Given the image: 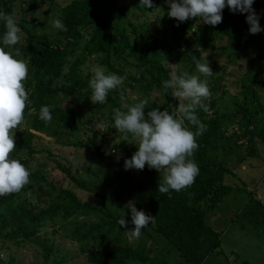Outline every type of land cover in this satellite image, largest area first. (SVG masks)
Wrapping results in <instances>:
<instances>
[{
	"label": "rangeland",
	"instance_id": "374dc122",
	"mask_svg": "<svg viewBox=\"0 0 264 264\" xmlns=\"http://www.w3.org/2000/svg\"><path fill=\"white\" fill-rule=\"evenodd\" d=\"M68 1L15 2L14 18L24 27L18 25L20 41L7 51L19 49L17 58L23 59L28 66L27 79L31 75V66L22 49L28 37L25 28L47 37L56 45L64 44V34L53 29L51 22L59 19L63 24L61 10ZM93 7L97 15L109 20L124 34L122 51L112 55L106 63L102 55L90 50V29L79 26L82 43L71 48L63 68L65 75L58 84L67 82L68 72L73 71L81 72L88 80L87 69L92 65H102L115 74L113 68H122L126 74L117 75L124 78L123 83L109 93L108 97L112 99L102 105L91 103L89 88L66 97L58 95L56 102L60 107H70L78 113L71 127L51 120L44 132L35 131L29 128L33 115L25 113L20 128L15 130L16 149L10 159L22 160L30 177L29 183L16 193V201H26L39 210L51 202L65 201L62 193L65 188L74 191L82 201L97 205L105 203L115 213L125 214L130 225L128 229L133 227L130 210L125 212L129 202L137 210L152 216L148 184L142 170L124 169L125 158H131L137 148L135 143L122 140L123 134L113 127V110H126L122 105H133L140 99H148L145 114L156 107L172 112L178 105V99V103L172 101L158 85L149 86L148 78L135 82L129 77L140 76L136 67L141 61L140 56L155 59L168 68L169 73L187 72L206 80L211 93L202 101L207 107L204 119L210 122L206 125L207 160L213 167L231 170L222 181L231 187L227 195L216 204L211 199L196 204L204 212L206 223L217 234V239L211 234L202 236L197 264H264V144L250 135L256 127L264 125V31L250 34L242 27L247 24V13L230 12L227 6L222 10V22L215 27L199 18L184 22L169 18L166 0H153L152 8H142L139 0H100ZM253 9L260 15L259 23L264 24V0H254ZM201 51L208 53L206 59L214 73L211 77H203L195 69L192 56L199 58ZM27 129L35 134L32 140L34 153L19 148L18 138ZM98 148L104 150L113 165L108 166L101 160ZM198 148L199 145L191 159L194 160ZM72 176L85 187H80ZM99 220V213L79 210L70 217L59 212L53 221L43 225L40 234L51 246L49 261L96 264L89 258L96 251L131 246L146 258L131 260L129 264H190L154 230V218L139 238L122 233V239L117 241L116 230L101 244L96 238L79 237L77 227ZM44 262L43 249L30 239H0V264Z\"/></svg>",
	"mask_w": 264,
	"mask_h": 264
},
{
	"label": "trees",
	"instance_id": "16d2710c",
	"mask_svg": "<svg viewBox=\"0 0 264 264\" xmlns=\"http://www.w3.org/2000/svg\"><path fill=\"white\" fill-rule=\"evenodd\" d=\"M16 1L0 0V10L13 14ZM96 2H100V0H69L68 4L62 7L61 19L66 30L60 32L66 38L64 44L56 45L47 37L36 35L25 28L28 37L22 49L31 66V75L24 83L28 92V101H30L25 108V113L28 112L29 108L36 109V113L32 114L33 119L29 128L44 132L46 124L38 119L39 109L43 105L49 107L52 120L61 121L65 127H71V122L78 116L76 110L70 107H60L56 99L60 94L66 97L72 95L75 91L88 89V80L82 77L81 72L77 71H73L71 74L68 72L67 82L64 81L58 84L61 77L65 75L63 68L71 48L82 43L79 26L90 29L88 34L90 50L92 53L102 55L106 63H109L112 55L119 54V51H122L121 39L124 34L119 31V28H114L109 20L97 15L93 7ZM19 24L24 27L21 23L17 25ZM260 25L264 28V24L260 23ZM242 27L248 30L249 25L245 24ZM4 31V25L0 23V35ZM88 41H86L87 44ZM0 47H3V45H0ZM140 57L141 61L136 64L140 76L129 75V77L135 82L148 78L146 82L149 86L156 84L164 90L161 81L169 78L170 70L155 59ZM112 68L113 66H111ZM113 69L118 75L126 74L122 68ZM166 93L172 101L178 103L177 99L173 98L170 93ZM107 99L112 98L108 97ZM196 115L205 126L210 124L204 119L205 111L202 109L197 108ZM185 123L187 124V122ZM259 127L251 131L250 135L264 144V125ZM189 128L195 131L193 126L189 125ZM206 128L202 135L196 137L199 148L196 150L194 161L199 167V174L191 187L179 192L172 191L170 194H161L157 191V187L163 175L155 169H149L147 165L142 170L148 184V198L154 218V230L165 237L171 246L177 249L180 255L190 264L200 262L202 236L211 234L217 239L216 232L206 223L204 212L196 204L206 199H211L213 200L212 203L216 204L221 197L231 191L230 186L222 183L224 175L231 170L225 167H213L207 160ZM34 137L33 132L28 129L24 131L18 138L19 148L27 150L29 153L36 152L32 145ZM97 150L98 155L106 165H113L106 158L102 148ZM20 161L24 164L22 160ZM63 171L67 172L65 169ZM72 179L80 187H85L75 177L72 176ZM62 193L65 201L51 202L47 207L39 210L33 208L26 201L17 202L16 193L0 197V239H30L43 249L44 264H62V260L59 259L49 261L51 246L48 240L41 236L40 229L47 222L53 221L59 212H62L65 217H70L74 211L79 210L100 214L98 222L77 227L76 231L79 233L80 238L87 236L96 238L98 243L101 244L116 230L115 239L117 241L122 239V233H125L126 229L117 224V220L122 214L115 213L105 203L97 205L82 201L70 189H62ZM126 211H129V209L125 208ZM126 227L127 229L130 227L129 223ZM89 258L96 264H129L131 260L143 261L146 257L136 248L126 246L117 250H98L91 254Z\"/></svg>",
	"mask_w": 264,
	"mask_h": 264
},
{
	"label": "clouds",
	"instance_id": "9594fccd",
	"mask_svg": "<svg viewBox=\"0 0 264 264\" xmlns=\"http://www.w3.org/2000/svg\"><path fill=\"white\" fill-rule=\"evenodd\" d=\"M167 15L179 22L199 18L205 24L215 27L222 22V10L227 6L233 13L245 14L250 34L264 31L259 20L260 15L253 9L254 0H166ZM142 8H152L153 0H139ZM0 23L5 31L0 35V197L18 193L29 183L30 171L18 159H10V153L16 149L15 130L25 118V108L28 92L24 83L28 77V66L20 56L19 49L7 51L20 41V28L13 14L0 10ZM51 27L65 31L66 28L59 19L51 22ZM208 53L201 51L200 57L192 56L196 71L203 77H211L214 73L206 59ZM88 96L92 104L102 105L113 90L120 88L123 77L109 72L102 65H92L87 69ZM165 92L178 99V105L172 112L161 111L159 107L152 108L145 114L148 99H140L133 105H122L113 110V127L123 134L124 141L135 143L137 150L131 158H125L124 169H149L163 172L157 191L161 194L179 192L191 187L199 167L191 157L198 147L196 137L202 135L206 126L196 115L197 108L207 111L203 100L211 93L206 80L197 75L183 72L177 75L169 73V78L161 81ZM170 90V91H169ZM36 113L35 108H29L28 115ZM38 119L48 124L52 115L48 106L43 105L38 112ZM187 122V124L185 123ZM189 125L195 128L192 131ZM112 127V128H113ZM20 128V127H19ZM131 229H127L125 214L120 216L117 224L125 227V234L139 238L143 229L148 228L153 217L143 210H137L129 202Z\"/></svg>",
	"mask_w": 264,
	"mask_h": 264
},
{
	"label": "built area",
	"instance_id": "2783aa9c",
	"mask_svg": "<svg viewBox=\"0 0 264 264\" xmlns=\"http://www.w3.org/2000/svg\"><path fill=\"white\" fill-rule=\"evenodd\" d=\"M15 146H16V142H15ZM12 154H13V152H12V153H10V158H11Z\"/></svg>",
	"mask_w": 264,
	"mask_h": 264
}]
</instances>
